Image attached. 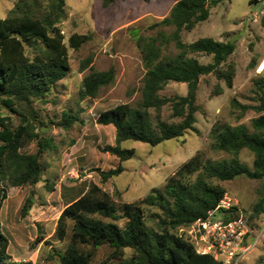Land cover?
Returning a JSON list of instances; mask_svg holds the SVG:
<instances>
[{
    "label": "trees",
    "instance_id": "1",
    "mask_svg": "<svg viewBox=\"0 0 264 264\" xmlns=\"http://www.w3.org/2000/svg\"><path fill=\"white\" fill-rule=\"evenodd\" d=\"M114 1L103 0V4ZM220 1L176 0L169 15L153 24L174 26L169 38L179 49L175 55L163 52L164 40H159L160 33L136 37L146 69L141 100L136 106L119 103L100 112L97 122L112 124L115 128V144L104 146L102 151L122 161L134 154L133 148L120 146L124 140L155 145L182 136L187 130L197 131L194 124L199 109L196 104L199 78L213 73L231 87L235 66L231 62L224 68L221 65L233 53L235 43L209 36L185 42L181 33L206 20L210 7ZM67 17L65 0H16L8 14L0 18V109L6 108L18 117L16 123L12 116L0 114V264H32L14 260L8 251L9 241L1 221L7 192L1 183L8 181L16 187L34 185L41 180L46 167L42 156L46 150L53 149L54 142L44 135L42 128L47 126L34 104L47 102L52 88L70 70L68 46L60 27ZM89 38L88 33L74 32L68 42L73 49H78ZM195 54L210 55L212 60L200 63ZM91 63L92 55H89L82 60L80 71ZM114 76L112 66L106 70L90 66L82 78L81 97H96L100 88L110 84ZM170 81L185 82L186 94L161 95L160 90ZM256 84L258 97L253 109L259 115L251 120L253 130L248 131L243 124L216 121L209 131V148L224 152L227 157L214 159L207 156L205 149H199L166 177L162 187H153L134 201L117 204L96 184L69 201L54 228V237L62 241L71 222V233L64 251L59 254L58 264H89L94 250L102 245L111 248L108 264H223L213 255L196 253L178 229L204 217L215 207L226 192L218 181L231 180L238 175L264 179V79ZM216 94H221L219 86ZM164 106L170 107V118L162 117ZM239 106L246 111V106ZM75 119V115L65 112L59 125L70 127ZM30 141H36V151H22L21 147ZM244 148L253 153L251 167L239 158ZM96 169L105 181L121 173L123 167L118 164L108 170ZM31 204V199L27 198L22 215L28 213ZM234 210L236 206L228 210L225 218H233ZM263 214L264 191L259 193L246 215V223L251 225ZM127 248L132 250L128 258L124 257Z\"/></svg>",
    "mask_w": 264,
    "mask_h": 264
},
{
    "label": "rangeland",
    "instance_id": "2",
    "mask_svg": "<svg viewBox=\"0 0 264 264\" xmlns=\"http://www.w3.org/2000/svg\"><path fill=\"white\" fill-rule=\"evenodd\" d=\"M15 1L0 0V18L8 14ZM175 1L115 0L105 6L103 0H65L68 17L60 27L68 46L70 70L52 88L47 102L34 104L47 126L42 131L53 139L54 147L42 156L46 167L39 182L16 187L8 181L1 183L7 192L1 208L2 230L8 238V251L14 260L58 264L59 254L64 251L71 233V222L66 238L61 241L53 235L57 218L65 205L91 184L107 192L117 204L134 201L148 194L151 188L162 187L166 177L199 149H205L207 156L214 159L227 157L226 153L209 148V131L214 122L243 124L248 131L253 130L251 120L259 115L253 109L258 97L256 81L264 79V68L260 73L255 71L264 58V0H222L210 7L206 20L181 33L185 42L209 36L235 43L233 53L221 65L224 68L231 62L235 66L231 87L213 73L199 78L196 98L199 109L195 113L194 124L197 131L187 130L182 136L165 139L155 145L124 140L120 146L133 148L134 154L122 161L102 151L104 146L115 144V128L112 124L97 122L100 112L119 103L136 106L141 100L146 69L136 37L160 33L159 40H164L161 46L164 53L175 55L179 51L169 38L174 26L153 25L169 15ZM74 32L90 34L78 49H73L68 42V37ZM89 55H92L90 66L93 69L106 70L112 66L115 76L110 84L100 88L96 97L82 98V78L90 66L80 71V65ZM195 56L203 64L212 60L210 55ZM217 86L221 88V94H216ZM186 92L185 82L170 81L159 93L173 96ZM239 104L246 106V111L243 112ZM65 112L76 116L74 123L67 128L59 125ZM0 114L10 115L18 122V117L6 108L1 107ZM170 115V107L164 106L162 117L170 118ZM36 149V141L21 147L24 152H35ZM239 158L252 166L253 153L248 149H242ZM118 164L123 167L122 172L103 181L96 168L108 170ZM218 183L224 186L233 206L245 217L252 210L259 193L264 191V179L245 175ZM27 198L32 204L28 213L22 215V206ZM249 226L246 224L243 245L252 246L236 260V264H264V214ZM110 252L109 246H99L89 264H108ZM131 253V249H125L124 257L128 258Z\"/></svg>",
    "mask_w": 264,
    "mask_h": 264
},
{
    "label": "built area",
    "instance_id": "3",
    "mask_svg": "<svg viewBox=\"0 0 264 264\" xmlns=\"http://www.w3.org/2000/svg\"><path fill=\"white\" fill-rule=\"evenodd\" d=\"M263 68V65H258L256 73H260ZM233 205L232 199L224 193L204 217L180 227L179 234L189 240L196 253L213 255L223 264H236V260L252 245H243L247 223L241 210H234V213H239V217L225 218Z\"/></svg>",
    "mask_w": 264,
    "mask_h": 264
},
{
    "label": "water",
    "instance_id": "4",
    "mask_svg": "<svg viewBox=\"0 0 264 264\" xmlns=\"http://www.w3.org/2000/svg\"><path fill=\"white\" fill-rule=\"evenodd\" d=\"M240 212V210H238ZM234 216L239 217V213H234Z\"/></svg>",
    "mask_w": 264,
    "mask_h": 264
},
{
    "label": "bare ground",
    "instance_id": "5",
    "mask_svg": "<svg viewBox=\"0 0 264 264\" xmlns=\"http://www.w3.org/2000/svg\"><path fill=\"white\" fill-rule=\"evenodd\" d=\"M262 65H264V58H263V60H262Z\"/></svg>",
    "mask_w": 264,
    "mask_h": 264
}]
</instances>
